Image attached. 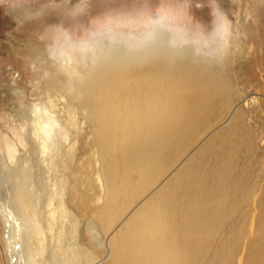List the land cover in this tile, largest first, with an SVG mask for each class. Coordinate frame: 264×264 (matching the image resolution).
<instances>
[{"label":"rangeland","instance_id":"rangeland-1","mask_svg":"<svg viewBox=\"0 0 264 264\" xmlns=\"http://www.w3.org/2000/svg\"><path fill=\"white\" fill-rule=\"evenodd\" d=\"M14 6L0 7V197L10 209L21 207L26 264H104L72 207V173L91 179L89 207L104 192L96 162L86 163L93 151L80 100L106 76L116 81L117 67L132 56L140 74L145 57L166 76L178 66L188 74L220 71L222 79L169 94L170 104L204 107L181 121L180 140L164 150L170 147L173 177L182 182L170 208L172 245L182 255L195 242L180 239L181 216L200 226L190 264H264V34L257 31L264 0H14ZM217 7L227 22L210 21ZM57 24L68 33L51 27ZM123 89L118 95H130ZM204 91L214 93L213 103L192 98ZM237 117L239 133L232 129ZM67 151L73 162L64 172ZM180 262L170 257L164 264ZM0 264H10L1 218Z\"/></svg>","mask_w":264,"mask_h":264},{"label":"bare ground","instance_id":"bare-ground-1","mask_svg":"<svg viewBox=\"0 0 264 264\" xmlns=\"http://www.w3.org/2000/svg\"><path fill=\"white\" fill-rule=\"evenodd\" d=\"M257 16L260 19L257 31L264 34L263 7L257 9ZM132 57H128L123 66L117 67V80L120 83L113 81L108 75L106 82L98 83L100 89L81 95L80 104L90 129L88 149L90 147L93 151L87 156L86 163L93 165V161L96 162L104 192L99 199V205L92 204L89 207L88 203L92 198L89 187L91 179H88L86 172L84 177L72 173L71 191L75 197L72 207L84 217V232L89 243L93 242L94 247L101 248L104 256H100V260L104 264H164L170 257L175 261L181 260V264H190L197 258L194 248L198 247L196 242L200 226L179 217V236L181 235L182 242L195 240L194 245L191 243L187 248L184 247L186 250L181 259L178 248L172 245L176 238H173V211H170V208L173 190L182 187V182L173 177V155L169 151L170 147L167 153L164 150L169 144L174 145L180 140L176 133L183 132L181 121L185 117H199L204 107L194 104L192 109L187 102L170 104L169 94L184 89L188 84L203 86L214 82V76L220 79V71L212 69V73L218 72L208 76L199 69L197 75L188 74L187 70L175 66L172 74L166 76L167 70L158 72L155 67L159 64L154 65L151 59L144 57L142 67L146 66V60L148 63L144 73L140 74L133 62L136 58ZM171 63L176 64L177 60ZM226 63L232 67L229 61ZM232 70L236 69L232 67ZM88 80L92 86L93 78L90 76ZM120 86L130 92V95H125L126 92L118 95ZM113 90L114 92H111ZM206 92L195 94L192 98L213 103L210 99L214 98V93ZM180 98L185 100L186 97ZM237 120L241 121L240 117L236 118L232 129L239 133V130L243 131V125ZM74 136L75 132L71 133L70 139ZM68 148L70 149L69 146ZM65 156L68 160L66 159L67 165L62 167L64 172L73 162V154L67 151ZM179 172L182 174V169ZM21 191L24 194L27 192ZM221 196L224 198V195ZM179 201L181 206L186 207L184 198ZM216 206L218 207V204ZM88 207L91 209L88 210ZM21 213L19 205L10 209L0 197V218L9 246L10 264H26L24 240L19 238L22 233L21 224L23 226V222H19ZM125 214L124 220L120 221L121 216ZM206 221L210 225L215 224L212 220ZM26 234L29 236L30 231ZM162 252L168 254L162 257ZM183 259L187 263H184ZM91 264H99V260L95 259Z\"/></svg>","mask_w":264,"mask_h":264},{"label":"clouds","instance_id":"clouds-1","mask_svg":"<svg viewBox=\"0 0 264 264\" xmlns=\"http://www.w3.org/2000/svg\"><path fill=\"white\" fill-rule=\"evenodd\" d=\"M0 7H6L8 10L10 9L11 11H15V6H14V0H0ZM76 5L73 7L75 9ZM81 12L80 14H82ZM210 15V21L217 22L218 19H223L224 21L227 22V17L220 11V9L217 7L215 10L210 9L209 12ZM230 23V22H228ZM53 29H60L65 33H68V30L64 27L63 24H57L51 26ZM40 39H43V34L40 36Z\"/></svg>","mask_w":264,"mask_h":264}]
</instances>
